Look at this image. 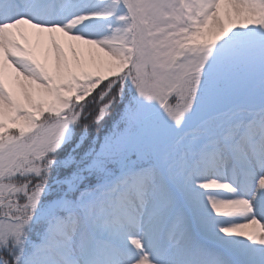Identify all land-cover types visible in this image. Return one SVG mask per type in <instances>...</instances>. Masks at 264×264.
Returning <instances> with one entry per match:
<instances>
[{
  "label": "snow or ice",
  "instance_id": "6c2138e0",
  "mask_svg": "<svg viewBox=\"0 0 264 264\" xmlns=\"http://www.w3.org/2000/svg\"><path fill=\"white\" fill-rule=\"evenodd\" d=\"M0 264H264V0H0Z\"/></svg>",
  "mask_w": 264,
  "mask_h": 264
},
{
  "label": "trees",
  "instance_id": "16d2710c",
  "mask_svg": "<svg viewBox=\"0 0 264 264\" xmlns=\"http://www.w3.org/2000/svg\"><path fill=\"white\" fill-rule=\"evenodd\" d=\"M93 131H95V129H93Z\"/></svg>",
  "mask_w": 264,
  "mask_h": 264
}]
</instances>
